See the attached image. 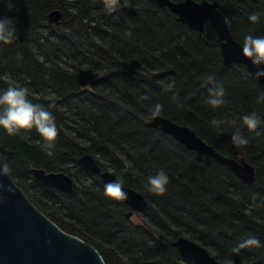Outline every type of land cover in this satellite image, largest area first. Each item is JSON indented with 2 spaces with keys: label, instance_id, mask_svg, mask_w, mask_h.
Returning a JSON list of instances; mask_svg holds the SVG:
<instances>
[{
  "label": "trees",
  "instance_id": "16d2710c",
  "mask_svg": "<svg viewBox=\"0 0 264 264\" xmlns=\"http://www.w3.org/2000/svg\"><path fill=\"white\" fill-rule=\"evenodd\" d=\"M207 1L218 2L236 40L264 36V17L258 23L247 19L264 12V0ZM56 10L61 20L50 22ZM5 17L16 38L0 45V89L15 82L29 89L34 103L56 105L50 111L59 134L51 157L41 151L34 130L18 137L0 132V160L43 213L95 246L106 264L168 263L179 258L173 242L181 236L210 249L222 264H264V247L231 251L248 234L264 245V125L260 135L241 128L247 146L231 143L241 116L255 111L264 118V103H257L264 87L244 64H223L210 22L197 31L153 0H119L111 14L104 0H15L11 10L0 0ZM209 77L226 90L218 109L206 103ZM173 79L174 89L166 90ZM154 103L163 105L160 116L190 127L223 155L244 158L256 170L254 181L150 127ZM213 118L235 123L216 129ZM86 154L147 199L148 206L136 213L140 222L126 215L123 200L103 195L106 183L78 163ZM33 168L69 174L74 190L44 185ZM161 168L170 183L157 196L144 185Z\"/></svg>",
  "mask_w": 264,
  "mask_h": 264
},
{
  "label": "water",
  "instance_id": "95a60500",
  "mask_svg": "<svg viewBox=\"0 0 264 264\" xmlns=\"http://www.w3.org/2000/svg\"><path fill=\"white\" fill-rule=\"evenodd\" d=\"M161 8H169L178 19L197 31H203L207 22H210L217 32L223 64H244L251 73L250 62L241 56L242 42L236 40L224 22L225 16L218 9L217 1L203 0H153ZM61 11L50 13L49 21L59 23ZM264 87V79L258 81ZM150 127L174 137L186 148L209 155L232 170L239 178L252 183L256 176L255 168L244 158L227 157L208 144L196 134L194 130L180 125L170 119L158 116L148 122ZM78 163L88 172L99 176L105 183L120 179L111 171H103L97 159L86 154L78 159ZM33 175L44 185L71 193L75 187V180L69 174L48 172L43 168H33ZM3 191H0V264H106L100 251L83 239L72 235L60 228L45 213H43L28 197L26 192L9 174L0 179ZM127 192L124 200L134 209H145L147 199L139 191L123 184ZM11 187L15 196H7V189ZM53 241V247L47 246V241ZM174 245L185 258L195 261L196 264H222L214 255L210 254L202 245L187 238L179 237ZM142 264H160L155 261ZM175 264V263H174Z\"/></svg>",
  "mask_w": 264,
  "mask_h": 264
},
{
  "label": "clouds",
  "instance_id": "9594fccd",
  "mask_svg": "<svg viewBox=\"0 0 264 264\" xmlns=\"http://www.w3.org/2000/svg\"><path fill=\"white\" fill-rule=\"evenodd\" d=\"M9 10L14 8L15 0H6ZM119 0H104L105 11L109 14L118 10ZM264 12H253L248 15L247 19L250 23H258ZM225 23H229V18H224ZM16 38V31L13 22L8 18H0V45H11ZM241 56L244 60L250 62L251 75L257 80L264 79V36L248 35L244 38ZM7 79V78H5ZM207 87L206 103L213 109H218L225 104L226 90L223 83L216 82L209 77L205 82ZM175 81L169 83L166 90L174 89ZM54 99V96H50ZM147 99V97H142ZM172 99L179 104V94L173 93ZM257 103H264V94L257 97ZM54 103L47 106L41 103H34L29 99V89L15 82H10L8 87L0 89V132L9 137H18L30 134L33 130L40 138V148L47 156L54 154L56 140L58 137V127L56 118L50 109L55 108ZM163 111V105L154 103L149 113L151 118L158 117ZM241 127L235 128L231 134V143L235 146H247L249 138L245 136L241 128H246L249 133L260 135V127L264 125V118L257 112L253 111L240 117ZM235 122L226 118H213L210 121L212 127L220 129L225 125H231ZM11 173L9 164L0 160V179L7 177ZM169 176L167 172L161 168L154 175H149L145 181V188L149 193L157 196H163L169 185ZM0 191H3V185H0ZM103 195L115 200H126L127 192L124 191L122 182L119 180L108 182L103 187ZM7 196H15V192L11 187L7 189ZM3 198L0 197V200ZM47 246L53 247V241L48 240ZM264 247L261 241L253 234H248L245 238L231 249L233 254H239L241 250Z\"/></svg>",
  "mask_w": 264,
  "mask_h": 264
},
{
  "label": "flooded vegetation",
  "instance_id": "af4514ba",
  "mask_svg": "<svg viewBox=\"0 0 264 264\" xmlns=\"http://www.w3.org/2000/svg\"><path fill=\"white\" fill-rule=\"evenodd\" d=\"M100 165V164H99ZM100 167H101V165H100ZM102 168V167H101ZM102 170L103 171H111V172H113L112 170H104L103 168H102ZM87 171V170H86ZM90 173V172H89ZM114 173V172H113ZM92 174V173H91ZM115 174V173H114ZM94 175V174H93ZM96 176V175H95ZM117 176V175H116ZM99 177V176H98ZM118 177V176H117ZM100 178V177H99ZM119 178V177H118ZM101 179V178H100ZM89 180H91L92 182H94V183H96V181L94 180V176H92V177H90L89 178ZM102 180V179H101ZM104 181V180H103ZM121 181V180H120ZM122 182V181H121ZM123 183V182H122ZM124 184V183H123ZM124 201V200H123ZM125 202V201H124ZM125 204L128 206V209H127V211H126V215L129 217V218H131L132 220H133V217L134 216H136L137 214V212L138 211H140L141 209H134V208H132V207H130L126 202H125ZM137 211V212H136ZM134 221V220H133ZM182 237V236H181ZM183 237H185V236H183ZM179 238V237H178ZM188 238V237H187ZM190 239V238H189ZM192 240V239H191ZM176 241V240H175ZM174 241V242H175ZM194 241V240H193ZM174 242H173V245H174ZM196 242V241H195ZM198 243V242H197ZM198 244H200V243H198ZM200 245H202V244H200ZM203 246V245H202ZM174 247L176 248V246L174 245ZM206 250H207V248L205 247V246H203ZM177 249V248H176ZM177 251H178V253H179V258L178 259H175V260H171V261H169L168 263H163V262H161V260H159V259H153V260H148V261H155V262H159L160 264H196L195 263V261H193V260H190V259H188V258H185L184 256H182L181 255V253H180V251L177 249ZM208 251V250H207ZM209 252V251H208ZM210 253V252H209ZM148 261H143V262H148ZM142 262V263H143ZM141 263V264H142Z\"/></svg>",
  "mask_w": 264,
  "mask_h": 264
},
{
  "label": "rangeland",
  "instance_id": "374dc122",
  "mask_svg": "<svg viewBox=\"0 0 264 264\" xmlns=\"http://www.w3.org/2000/svg\"><path fill=\"white\" fill-rule=\"evenodd\" d=\"M133 220L138 223V222H140V217L136 215V216L133 217ZM207 250L210 251V249H208V248H207Z\"/></svg>",
  "mask_w": 264,
  "mask_h": 264
},
{
  "label": "bare ground",
  "instance_id": "6f19581e",
  "mask_svg": "<svg viewBox=\"0 0 264 264\" xmlns=\"http://www.w3.org/2000/svg\"><path fill=\"white\" fill-rule=\"evenodd\" d=\"M235 37V36H234ZM221 54V53H220ZM218 151V150H217ZM209 156V155H208ZM227 156V155H226ZM235 156V155H234ZM233 157V156H232ZM137 212V211H136ZM136 218V217H135Z\"/></svg>",
  "mask_w": 264,
  "mask_h": 264
}]
</instances>
